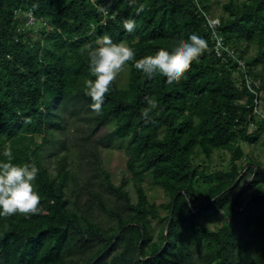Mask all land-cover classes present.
<instances>
[{"label":"trees","instance_id":"16d2710c","mask_svg":"<svg viewBox=\"0 0 264 264\" xmlns=\"http://www.w3.org/2000/svg\"><path fill=\"white\" fill-rule=\"evenodd\" d=\"M221 1L0 0V160L10 147L13 163L34 164L41 197L33 213L0 217V264H264V172L241 144L264 134V0ZM192 34L207 48L175 85L135 69ZM105 35L135 57L97 114L85 47ZM70 127L82 129L76 148L62 138ZM117 148L134 202L100 165L99 153ZM214 152L230 157L209 172ZM153 187L167 200L150 201ZM218 213L219 226L202 222Z\"/></svg>","mask_w":264,"mask_h":264},{"label":"clouds","instance_id":"9594fccd","mask_svg":"<svg viewBox=\"0 0 264 264\" xmlns=\"http://www.w3.org/2000/svg\"><path fill=\"white\" fill-rule=\"evenodd\" d=\"M33 22L34 18L30 24ZM208 22L214 29L218 19L213 22L209 19ZM122 27L128 33L133 32L136 27L135 20H124ZM220 40L221 37L217 36V41ZM206 48L207 42L200 36L192 34L171 53L160 51L155 56L145 55L134 60L135 50L127 43H114L108 35L98 38L95 47L91 45L85 47L89 71L93 77L84 81L85 95L91 100L89 105L91 110L97 114L102 111L105 94L110 91L112 81L127 62L134 60L135 69L149 78L163 77L171 86L182 79L190 65ZM150 106L157 107L156 104ZM144 116L147 118L149 113L145 112ZM3 156L7 159L0 160V217L35 212L41 199L34 185L39 169L34 164L13 163L10 147L5 148Z\"/></svg>","mask_w":264,"mask_h":264},{"label":"rangeland","instance_id":"374dc122","mask_svg":"<svg viewBox=\"0 0 264 264\" xmlns=\"http://www.w3.org/2000/svg\"><path fill=\"white\" fill-rule=\"evenodd\" d=\"M216 1V0H215ZM225 0H222L224 2ZM221 14V7L218 4H213L212 11L210 13V22L216 21L218 19V16ZM44 24V23H43ZM36 29H42L43 25L38 23L34 25ZM252 52V51H250ZM115 79L119 83H123L127 79V68L126 65L121 69V71L117 74ZM262 101L259 102L261 104ZM82 129L85 128L84 125L81 127ZM74 129V128H69L66 129L63 132L62 138L66 139L65 143H70L69 139H75V148L78 146V137L81 135V130L82 129ZM110 128L109 123H104L101 127L100 130L95 134V136L100 135L101 133L105 132L107 129ZM74 135V136H73ZM242 147L245 153L251 155L254 158H257V160L261 163V169L262 172H264V134L262 135L260 141L256 144L250 145L245 142H242ZM64 151H60V153H63ZM99 157H101V166L106 169L110 173V178L115 184H119L120 181L124 180L125 181V189L129 191V194L131 196V201H135V190L132 186V183L130 181L128 171L126 170V157L124 155L123 149L122 148H117V149H106L102 150L99 153ZM54 156V155H53ZM51 154L45 157V163L49 167V170L51 173H54L56 171V161L55 158ZM70 158L73 160H76V153L75 150H71V154H69ZM202 157V156H199ZM230 157V154L227 152H214L210 162L207 161L205 167H208L207 170L209 172L214 171L215 169H220L224 164L227 163L228 159ZM206 170V171H207ZM81 177H79V180ZM82 181L80 180L79 183ZM145 188H147V182L144 183ZM147 194L149 196L150 201H153L155 203H161L167 200L165 197L164 193L161 191L160 188L158 187H153L147 190ZM200 198L196 203H198ZM164 213V211H162ZM97 220L100 221L102 225L106 226V217L102 212L97 214ZM202 222L206 225H208L210 228H215L216 226H219L221 224L222 219L220 217V214H216L213 216H207L206 218H202ZM157 224V223H156ZM154 224V227L157 225Z\"/></svg>","mask_w":264,"mask_h":264},{"label":"built area","instance_id":"2783aa9c","mask_svg":"<svg viewBox=\"0 0 264 264\" xmlns=\"http://www.w3.org/2000/svg\"><path fill=\"white\" fill-rule=\"evenodd\" d=\"M32 20H33V17H32V15H31V14H29V16H28V21H29V23H31V22H32ZM217 44H220V43L218 42Z\"/></svg>","mask_w":264,"mask_h":264},{"label":"water","instance_id":"95a60500","mask_svg":"<svg viewBox=\"0 0 264 264\" xmlns=\"http://www.w3.org/2000/svg\"><path fill=\"white\" fill-rule=\"evenodd\" d=\"M252 166V165H251ZM254 167V166H253ZM169 221H170V219H169ZM167 227H168V225H167ZM166 227V228H167ZM166 238H167V236L166 235H164V240H166ZM165 246V243L163 244V246L162 247H164Z\"/></svg>","mask_w":264,"mask_h":264}]
</instances>
